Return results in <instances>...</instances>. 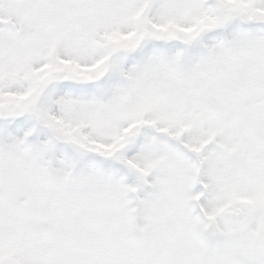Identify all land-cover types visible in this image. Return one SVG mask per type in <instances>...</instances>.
Returning a JSON list of instances; mask_svg holds the SVG:
<instances>
[{"label":"snow or ice","instance_id":"obj_1","mask_svg":"<svg viewBox=\"0 0 264 264\" xmlns=\"http://www.w3.org/2000/svg\"><path fill=\"white\" fill-rule=\"evenodd\" d=\"M0 264H264V0H0Z\"/></svg>","mask_w":264,"mask_h":264}]
</instances>
